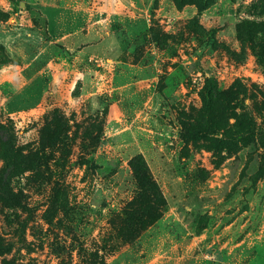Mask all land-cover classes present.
Segmentation results:
<instances>
[{
    "label": "rangeland",
    "instance_id": "rangeland-1",
    "mask_svg": "<svg viewBox=\"0 0 264 264\" xmlns=\"http://www.w3.org/2000/svg\"><path fill=\"white\" fill-rule=\"evenodd\" d=\"M137 1L124 2L107 49L90 53L100 76L85 86L75 53L42 39L46 0H0V126L25 154L41 146L36 171L26 161L12 172L16 196L0 191V264H264V64L249 45L242 62L228 52L243 53V21L264 20L260 0H201L202 11ZM44 48L58 65L41 60ZM210 79L247 86L254 141L226 150L219 133L184 137ZM139 154L157 187L148 200L131 165Z\"/></svg>",
    "mask_w": 264,
    "mask_h": 264
},
{
    "label": "trees",
    "instance_id": "trees-1",
    "mask_svg": "<svg viewBox=\"0 0 264 264\" xmlns=\"http://www.w3.org/2000/svg\"><path fill=\"white\" fill-rule=\"evenodd\" d=\"M194 2H197L199 10L202 11L205 8L201 0H195ZM258 8L260 13L264 14V0L259 1ZM238 40L243 46V53L228 50L236 61L242 62L245 59V45H249L251 52L257 57L259 63L264 64V20L243 21L238 32ZM206 91L203 107L197 111L196 115L188 116L182 123L185 131L184 137L209 141L212 135L219 133L221 138L217 141L218 147L226 150H235L238 143L249 144L247 142L248 138L251 139V142L254 141L256 136L255 117L241 105V101L248 94L247 86L236 79L229 88L222 89L215 79H210L207 81ZM238 109L241 112H237ZM232 118L235 119L233 124L230 123ZM52 139V145L57 146L60 142L58 129L53 131ZM24 150L16 143L15 131L5 125L0 126V155L5 161V167L0 173V191L3 194L16 196L13 188L9 186V178L18 163L30 161L33 164L34 171L40 165L41 146L36 151H28L26 154ZM131 165L137 182L141 186L143 197L147 200L150 199L151 193L157 194V187L149 173L144 157L141 154L135 156L131 161ZM156 201L157 198L155 197ZM150 208H152L151 205L145 202L138 206L136 214L145 217L147 213L152 211V209L149 211ZM128 221L129 217H124L121 222L122 226L128 224Z\"/></svg>",
    "mask_w": 264,
    "mask_h": 264
},
{
    "label": "crops",
    "instance_id": "crops-1",
    "mask_svg": "<svg viewBox=\"0 0 264 264\" xmlns=\"http://www.w3.org/2000/svg\"><path fill=\"white\" fill-rule=\"evenodd\" d=\"M126 1H129L131 6L135 7L136 4H140L137 0ZM126 1L46 0L45 2L47 11L41 14V18H44L46 21V30L45 36L42 39H45L49 45L53 43L58 44L64 47L67 52L75 53V60L73 61L78 63H74L73 66L77 67L76 73L83 80L85 86L96 82L100 76V71L94 72L88 67V61L95 56L90 53L107 49L109 45V30L113 25H121L119 22L123 21L125 14L123 15L122 10ZM102 24H104L103 27ZM49 51L45 48L41 49V60L48 59L50 67L51 65H58L57 60L61 58L52 56ZM117 63L116 60L113 61L114 67ZM60 64L70 65L65 60L60 62ZM82 64H87V66L80 68L79 66ZM50 77L52 76L50 75L49 68L41 70V83L47 85L49 80L50 84ZM56 77L54 76L53 78L55 81ZM99 84L103 83L99 82ZM43 91H46L45 88ZM89 93L90 91H87V94Z\"/></svg>",
    "mask_w": 264,
    "mask_h": 264
}]
</instances>
